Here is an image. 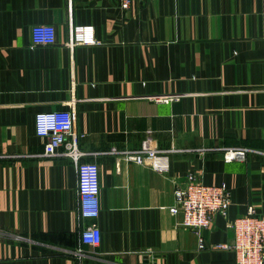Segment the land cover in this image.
Returning a JSON list of instances; mask_svg holds the SVG:
<instances>
[{
  "label": "crops",
  "instance_id": "0c3cea01",
  "mask_svg": "<svg viewBox=\"0 0 264 264\" xmlns=\"http://www.w3.org/2000/svg\"><path fill=\"white\" fill-rule=\"evenodd\" d=\"M39 23L53 43H33ZM81 26L93 42L70 46ZM61 108L98 165L97 245L80 242L72 157L36 133ZM145 142L171 150L166 171L128 158ZM241 146L264 152V0H0V264H236L171 207L188 172L226 184L228 214L201 233L232 243L235 217L264 214V153L223 157Z\"/></svg>",
  "mask_w": 264,
  "mask_h": 264
},
{
  "label": "built area",
  "instance_id": "2783aa9c",
  "mask_svg": "<svg viewBox=\"0 0 264 264\" xmlns=\"http://www.w3.org/2000/svg\"><path fill=\"white\" fill-rule=\"evenodd\" d=\"M131 0H121V6L127 8ZM34 44L53 43L56 40L55 27L52 24L32 26ZM93 42L92 27L70 28L69 44ZM177 95L156 96L157 100L169 101ZM35 128L38 136L44 138V156L63 154L71 156L77 172V215L80 224V242L97 245L100 230L94 221L99 213V170L93 161L81 160L84 152L78 148V133L75 129V114L72 109H54L35 114ZM63 148V149H61ZM61 149V151H60ZM168 149L153 148L145 142L139 149L128 151L129 159L137 163H149L159 171H166L169 166ZM249 152L263 151L250 147L223 148L225 160H245ZM175 205L172 211H181L180 226L190 228L198 237V248L222 247L234 252L236 264H264V214L256 212L254 207L235 217L230 227L233 242L206 245L201 230L209 228L216 215L226 216L231 204V194L224 183L207 184L198 181L191 172L184 182L175 185ZM90 220L89 222H87ZM80 251V250H79ZM78 251V253H79Z\"/></svg>",
  "mask_w": 264,
  "mask_h": 264
}]
</instances>
